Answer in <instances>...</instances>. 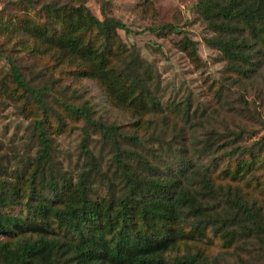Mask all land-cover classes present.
<instances>
[{
	"label": "trees",
	"instance_id": "16d2710c",
	"mask_svg": "<svg viewBox=\"0 0 264 264\" xmlns=\"http://www.w3.org/2000/svg\"><path fill=\"white\" fill-rule=\"evenodd\" d=\"M87 1L44 0L36 7L18 0L24 13H35L0 10V46L33 60L54 58L71 69V81L95 82L112 108L141 121L157 105L150 64L120 42L117 32L131 31L119 20L96 18ZM194 9L213 33L206 44L227 69L249 77L264 59V0H197ZM166 30L177 31L169 24L148 29ZM185 45L196 59L195 43L184 37ZM3 57L9 71L0 77V94L35 106L31 123L38 147L12 163L0 156V264H203L209 234L225 249L254 246L260 255L255 264H264V136L248 146L241 144V132L227 131L231 140L217 144L213 132L200 143L199 155L179 156L176 168L157 174L156 166L121 148L128 139L136 143L135 137L92 121L86 103L49 101L51 86L33 85L10 56ZM66 118L95 126L108 142L115 169L106 196H91L100 170L86 149L75 178L54 166L46 131L59 135ZM212 148L206 156L211 161L196 167L194 158ZM236 264L253 263L238 256Z\"/></svg>",
	"mask_w": 264,
	"mask_h": 264
},
{
	"label": "rangeland",
	"instance_id": "374dc122",
	"mask_svg": "<svg viewBox=\"0 0 264 264\" xmlns=\"http://www.w3.org/2000/svg\"><path fill=\"white\" fill-rule=\"evenodd\" d=\"M31 1L39 7L44 0ZM16 2L18 0H0V10L17 16L34 15L31 10L24 13L22 5H15ZM196 3L197 0H88L86 3L91 14L99 20L108 17L121 21L131 33L118 31L120 42L127 50L135 49L140 58L150 64L157 105L151 111L153 114L141 121L112 108L95 82L71 81L66 76L71 69L55 64L50 56L33 60L22 53H14L11 45L0 46V53L2 57L10 56L33 85L51 86L47 93L49 101L60 99L77 106L86 103L91 108L92 121L118 126L126 137H135L136 143L128 139L121 148L147 160L158 168L157 174H163L166 167L178 166L177 157L199 155L200 143L213 132H216L213 143L220 142L221 138L231 140L227 131L241 132V144L248 146L264 136V59L246 78L227 69V62L220 53L205 42L213 33L198 17L194 9ZM166 24L175 26L177 31H148ZM184 37L195 43L196 59L189 55L188 46L185 45V50L181 48ZM8 71L3 57L0 77ZM58 112L63 111L58 108ZM34 114V105L25 106L20 99L0 94V156L8 159L5 163H12L21 154H35L38 146L31 123ZM65 122L59 135L49 129L46 131L54 166H60L75 178L83 169L86 149L92 153L100 170V175L94 178L91 196H106L107 180H113L115 169L108 142L95 126L86 125L83 120L74 123L66 118ZM262 148L264 154V143ZM210 153L214 154L213 148L202 157L194 158L196 167L201 168L211 161L206 158ZM208 238L211 243L203 264H236L238 256L246 257L253 264L260 259L254 246H246L244 251L232 247L225 249L211 234Z\"/></svg>",
	"mask_w": 264,
	"mask_h": 264
}]
</instances>
